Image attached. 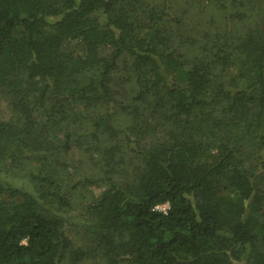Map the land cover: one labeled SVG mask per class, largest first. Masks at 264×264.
I'll return each instance as SVG.
<instances>
[{
  "label": "trees",
  "instance_id": "obj_1",
  "mask_svg": "<svg viewBox=\"0 0 264 264\" xmlns=\"http://www.w3.org/2000/svg\"><path fill=\"white\" fill-rule=\"evenodd\" d=\"M2 99L0 264H264V0H0Z\"/></svg>",
  "mask_w": 264,
  "mask_h": 264
},
{
  "label": "rangeland",
  "instance_id": "obj_2",
  "mask_svg": "<svg viewBox=\"0 0 264 264\" xmlns=\"http://www.w3.org/2000/svg\"><path fill=\"white\" fill-rule=\"evenodd\" d=\"M180 0H173V3L179 2ZM218 13L217 9L207 10L204 12V16L208 17L210 14L215 15ZM7 98V97H5ZM1 106H0V112L2 114H9V109H7V105L10 107L7 99H2ZM79 166V165H77ZM39 168L40 165L34 162H22L18 165H10V163L2 164L0 165V183H14L16 185H19L21 187H32L33 184L30 180V172L34 171L37 172L36 169ZM89 167L88 165L81 167L77 170L82 171H88ZM76 172V173H77ZM101 188L97 186H89V187H81L75 192H71V196L73 197V201L76 202V207L66 209L63 214L68 217V221L65 224L66 231L68 235L78 244H80L81 237V231L79 228L78 223H76V215L79 214L83 208V206L88 203L89 201L93 200L95 196H98L100 194ZM82 201L80 205H78V202ZM167 208L166 204H161L159 206V210L164 211V208ZM83 264H99V262H95L92 260H86Z\"/></svg>",
  "mask_w": 264,
  "mask_h": 264
},
{
  "label": "built area",
  "instance_id": "obj_3",
  "mask_svg": "<svg viewBox=\"0 0 264 264\" xmlns=\"http://www.w3.org/2000/svg\"><path fill=\"white\" fill-rule=\"evenodd\" d=\"M166 205H167V208L165 207V208H164V211H166V210L169 208V204L166 203ZM157 208L159 209V206H158Z\"/></svg>",
  "mask_w": 264,
  "mask_h": 264
}]
</instances>
